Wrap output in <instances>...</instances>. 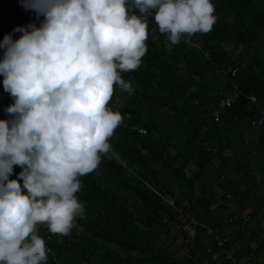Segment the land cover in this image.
I'll list each match as a JSON object with an SVG mask.
<instances>
[{"label":"rangeland","instance_id":"rangeland-1","mask_svg":"<svg viewBox=\"0 0 264 264\" xmlns=\"http://www.w3.org/2000/svg\"><path fill=\"white\" fill-rule=\"evenodd\" d=\"M232 1V5L215 11L217 20L211 30L198 31L190 40L184 34L179 43L168 40L165 44L166 33L148 29V50L142 64L122 72L134 90L122 91L116 86L109 101L124 116L109 137L112 150L103 154L98 167L85 175L108 197L124 199L126 204L120 199L116 203H123L132 219L125 226L116 205L109 204L106 198L84 201L85 193L78 192L85 204V215L77 217L69 234L53 233L46 224L38 225L39 234L51 249L45 264H189L192 255L187 250L191 244L201 247L210 243L200 223L208 219L210 201L217 191L206 187V170L214 171L216 183L222 172L240 187L247 184L243 192L253 217L251 220L248 216V226L264 233V151L257 146L264 129L252 123L250 108L244 116L216 119L213 115L216 98L236 87L252 91L247 89L249 76L256 86L264 83V2L261 0L260 7L253 3L242 8L239 0ZM214 3L218 7V2ZM0 19L5 27L13 28L10 12L0 13ZM205 50L220 58V66L204 56ZM162 65L171 71L164 72ZM3 79L2 74L0 112L6 115L4 109L14 103V98L4 89ZM172 84L178 91L177 103L169 100L164 106L151 98L160 93L166 96L164 86ZM260 108L264 110V105ZM139 120L153 122L161 131L144 134L149 148L124 130L143 128ZM205 133L216 145L215 156H206L197 144L198 137ZM159 134L168 138H164L166 144ZM162 147L169 152V158L176 153L182 155L175 163L177 170L167 167L170 160ZM199 155L204 162L201 166L189 158ZM199 167L205 169L202 183L196 182L190 190L188 181L178 172L192 180ZM135 189L145 192L154 205H145ZM214 223L222 225L217 217ZM256 237L264 241L261 235ZM245 243L233 248L234 255L244 252ZM216 254L218 258L213 260L203 252L202 261L194 264H221L223 255ZM252 261L248 264H264V257L259 262Z\"/></svg>","mask_w":264,"mask_h":264},{"label":"clouds","instance_id":"clouds-1","mask_svg":"<svg viewBox=\"0 0 264 264\" xmlns=\"http://www.w3.org/2000/svg\"><path fill=\"white\" fill-rule=\"evenodd\" d=\"M20 3L44 19L17 25L0 41V74L14 98L4 109L13 118H0V264H45L51 249L38 225L67 235L85 215L81 176L112 150L109 137L124 120L109 101L116 86L134 90L122 72L137 69L148 50L141 14L155 10L171 44L211 30L217 16L214 0ZM15 32L22 35L13 39ZM16 164L22 170L10 179Z\"/></svg>","mask_w":264,"mask_h":264},{"label":"trees","instance_id":"trees-1","mask_svg":"<svg viewBox=\"0 0 264 264\" xmlns=\"http://www.w3.org/2000/svg\"><path fill=\"white\" fill-rule=\"evenodd\" d=\"M218 2L220 3L221 5H229V4H233L234 2L232 0H214V2ZM223 1H226V2H223ZM252 0H239L237 3H239V5H241L243 8H246L248 7L250 4H251ZM219 4V5H220ZM218 5V7H219ZM238 5V4H237ZM238 5V7H239ZM252 5H255V4H252ZM216 7V8H218ZM10 12L11 15L14 17V24H13V28H15L17 25H27L28 23L30 22H35L37 24V26H40V21L44 19L43 16L40 17V20H37L36 19V14H35V11L34 10H25V8L23 7V5L20 3V0H0V13L2 12ZM220 11V9L218 10ZM259 21V20H258ZM12 28V29H13ZM12 29H9L7 27H5V25L2 24V20L0 19V41L3 40L4 38V35L6 33H9L12 31ZM20 35H22L21 32H15L13 33V39H17ZM186 36V39L187 40H190V37L187 35ZM152 44H150L151 46ZM5 52V48H2L0 47V59H3V54ZM160 52V51H159ZM211 61H213L217 66H220L221 64V60L218 56H213L211 55ZM161 58V56H160ZM163 64V63H162ZM163 67V71L164 72H170L171 71V68L167 65H162ZM2 75V74H0ZM246 84L248 86L247 89H252V91L250 90H246L244 91L243 89H240V96L239 98L237 99V101L235 103H233L229 108L223 110L221 112V115H220V118H224L226 115H245L246 114V110L248 111V103H247V95L249 94H255V95H259L261 94L263 91H264V83L260 82L259 85L256 86V83L254 81V79L252 77H248L246 79ZM166 87V88H165ZM164 92H166V96L164 95H161L160 94H157V95H154L152 96L151 98L158 102V103H161L163 104L164 106H168V101L170 100V102H172L173 104L177 103V89L175 88L174 84H172V86L168 87V85H165L164 86ZM220 97L216 98L215 100L217 101ZM264 103H260V107L263 106ZM250 112L252 114V116L255 114V112L253 110L250 109ZM14 114L12 113H8L6 115L2 114L0 112V118H3V119H11L13 118ZM177 120L180 121L181 120V117L178 115L177 116ZM138 124L141 125L145 130V133H140L137 128L135 127V129H124L128 134H130L134 139H136L140 144L142 145H145V148H149V142L148 140L145 138V135L147 133V131L149 132L148 135L150 136V133L151 132H155V133H158V128L156 126V124H154L153 122H147V121H138ZM161 132V131H160ZM159 132V133H160ZM164 136L160 137V134H159V139L163 142H165L166 144V141L164 140ZM165 139H168L167 137ZM211 141L208 139V135L207 133H205L203 136H199L198 137V146L200 147V149L202 150V152L206 155V156H210L209 154H207L205 152V150L202 148V142L203 141ZM212 142V141H211ZM258 149L260 151H264V136L260 139V141L258 142ZM164 148L163 151L167 154V157L169 158L170 154L168 151H166L165 147H162ZM204 155V156H205ZM181 154L180 153H176L175 155L171 156L169 158V162L167 164V167L170 168V169H174L175 167V163L177 160H179L181 158ZM191 158V160L193 161H196V163H199L198 165L201 166L204 162L202 161V156H198L196 158H193L192 157H189ZM192 161V162H193ZM14 168V171L12 174H10V179H16L17 178V174L22 170V166L19 165V164H16L13 166ZM174 170H177V169H174ZM205 171V169H204ZM204 171H203V168L202 167H199L197 169V172L193 175V178L192 180L188 179L187 177H185V175L182 173V172H178V176H183L185 178L186 181H188V189L192 190L193 187L195 186L196 182H200L202 183V180H203V174H204ZM207 171V170H206ZM219 171H222V168L219 170ZM222 172L218 173V177H222ZM85 175H82L81 176V180H83V189L81 187V189L78 191V192H84L85 193V196L86 199H84V201H93L94 199H104L106 198L108 200V203L111 204V205H116L118 211L120 212V216L121 218L123 219V224L126 226L128 224V222L132 219V215L130 212H128L125 208V205L126 202L124 199H120L118 197H108L106 191L100 187H97L93 182L91 181H88L86 178H85ZM20 179V182L21 184L23 185V181H22V178H19ZM219 179V178H218ZM247 184H246V188L244 190H247ZM243 190V191H244ZM25 191H27L25 189ZM136 195H138L141 199V201L147 205V206H153L154 203L149 199V197L146 195L145 192L141 191V190H138V189H135L134 190ZM231 192H233L234 194H236L238 197H239V203L242 202V200L244 201V199L246 200V194H244L243 191H240V190H236V189H233V190H230ZM117 199H120L121 202L123 203H120V204H117ZM208 214V213H207ZM250 227L247 226L246 230H248ZM100 232V231H99ZM250 232H251V229H250ZM252 233V232H251ZM242 235V233H241ZM244 239H249V238H245L244 236H242ZM234 242V240H229L227 242V247L232 245ZM194 248L197 250V252L201 255L203 252H206V249H207V245H204L202 244V246L200 247V245L198 246L197 244L193 245ZM212 248L214 251H217V248L212 244ZM264 249V241L263 240H260L259 244H258V248L257 249H252L250 247H245V250L247 252L248 255H253L254 257H258L260 255L261 252H263L262 250ZM207 253V252H206ZM207 255L210 257V254L207 253ZM199 261L201 260L202 261V256H200V259H198ZM189 264H193L191 261H189ZM221 264H229L228 261H222Z\"/></svg>","mask_w":264,"mask_h":264},{"label":"built area","instance_id":"built-area-1","mask_svg":"<svg viewBox=\"0 0 264 264\" xmlns=\"http://www.w3.org/2000/svg\"><path fill=\"white\" fill-rule=\"evenodd\" d=\"M134 11L139 13L138 9H133ZM147 15L148 18V29L150 31H160L158 23L155 21L154 15L155 10H151L149 14H141ZM1 32V31H0ZM182 39V38H181ZM168 35L167 38L163 40L165 44L168 43ZM204 56H206L209 60H211V52L210 50L204 51ZM231 74H235L232 72ZM240 96V90L236 87L231 89L228 93L223 94L216 103L215 109L213 111V115L216 119H218L221 115V112L227 108H229L233 103L237 101ZM264 103V91L259 94H249L247 95V103L248 107L255 112L253 115V124L261 129H264V110L260 108V103ZM140 133H145V130L142 128L137 129ZM202 148L205 150L207 154L210 156H215L216 153V145L211 141H203ZM215 164V163H214ZM239 197L231 191L217 193L213 199V206L210 207L209 212L207 214L206 220H203L200 223V227L206 237V240L209 241L207 245L206 252L210 254L211 259L216 260L218 255L216 253H221L223 255V261H228L229 264H239V259L234 252L231 250L230 246H226L227 242L230 240V229H225L221 226H218L217 223H214L215 211L217 209L226 207V209H230V213L226 216L227 224L231 226H236V229L239 233H242V236L245 238L251 237L250 228L246 230L248 226V217H240L235 209L239 204ZM241 231V232H240ZM212 244L217 248V251H214L212 248ZM190 254L192 255V259L190 261L194 264L199 261L200 254L194 248L193 244L188 248Z\"/></svg>","mask_w":264,"mask_h":264},{"label":"crops","instance_id":"crops-1","mask_svg":"<svg viewBox=\"0 0 264 264\" xmlns=\"http://www.w3.org/2000/svg\"><path fill=\"white\" fill-rule=\"evenodd\" d=\"M223 2H226V1H223ZM263 2H264V0H263ZM263 2H261V0L260 1L259 0H252L251 4L256 3L260 7V4L263 5ZM219 4L220 3H218V5ZM226 7H227V5H221L220 4L218 8H216V6H215V11L218 12L219 9H225ZM206 173H207V177H206V180L204 181V183H206V187L213 188V190L215 192L217 191L216 194L217 193L228 192V191L233 190V189L243 191L246 188L245 186L240 187V184L236 183L233 180V178H231V176H229V175H228V177L225 178V175L222 174V177L217 180L219 183H216L215 180L213 179L214 178L213 177L214 171L207 170ZM223 178H225V179H223ZM228 178H230V179L228 180ZM221 180H223V181H221ZM213 199L210 201V207H212L214 205L213 204ZM251 210H252V208L249 206V202L244 199V201L242 200V202H240L237 205V207L235 209V212L240 217H248L249 216L250 219L252 220L253 217L251 216ZM230 211H231L230 209H226V207H223V208L217 209L215 211V216L218 218V222L222 224V225H219V226H223V228H225V229H230V240H234L233 244L230 245L231 250L233 252H235V250H233V248H237L238 245L240 247L244 246V245H242V243L245 242V241H246L245 246L250 247L252 249H257L260 240L256 236L261 235L262 238H264V233L260 234V233H258V231L257 232L253 231V229L250 227L251 232H252L251 233V237L249 239H244L242 237L241 233H239L237 231L236 226H231V225L227 224L226 216L230 213ZM249 217H248V223L250 222ZM250 224H251V222H250ZM243 250H244L243 253L239 252V254H240L239 256L236 255L238 257V259H239V262H240L239 264H248V261H252V260H253L252 262H254V260H256L255 262H259L260 260H263L264 250H263V252L260 253V255L258 257H255L256 259L251 257L252 255H248L247 254V252L245 250V247H244Z\"/></svg>","mask_w":264,"mask_h":264}]
</instances>
